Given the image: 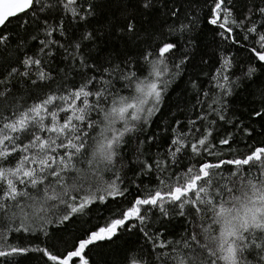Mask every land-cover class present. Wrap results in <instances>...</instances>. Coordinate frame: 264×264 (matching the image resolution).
Returning a JSON list of instances; mask_svg holds the SVG:
<instances>
[{
	"label": "snow or ice",
	"instance_id": "1",
	"mask_svg": "<svg viewBox=\"0 0 264 264\" xmlns=\"http://www.w3.org/2000/svg\"><path fill=\"white\" fill-rule=\"evenodd\" d=\"M245 120L264 121V0H0V264H93L125 233L116 264H264Z\"/></svg>",
	"mask_w": 264,
	"mask_h": 264
},
{
	"label": "trees",
	"instance_id": "2",
	"mask_svg": "<svg viewBox=\"0 0 264 264\" xmlns=\"http://www.w3.org/2000/svg\"><path fill=\"white\" fill-rule=\"evenodd\" d=\"M200 40L202 44L208 45V50H212V46L210 44V41L212 40V35L209 31L205 30L200 34ZM194 72H199V69L192 70ZM183 87V85H182ZM253 88H255V85H253ZM177 92L172 93L171 97L169 98L170 104H174L178 93ZM246 94L242 93L241 97H237V101H240ZM187 97V94H185ZM235 107L240 108V103H236ZM244 110V109H241ZM164 111H168V107L166 106L164 108ZM245 124H249L255 131L253 133V136L251 138H248L247 142L252 143L255 141L257 144H259L261 141H264V121H250L245 120ZM238 139L243 140L244 138L242 136H239ZM129 178H131V174H129ZM134 191V189H133ZM111 204V202H110ZM119 206V205H117ZM108 216V209H104V218ZM104 218L97 220V214L94 211L93 212V218L91 220V223L89 225H84V227H94L98 222L102 225L104 223ZM185 227L183 220H174L172 223L167 224V232L169 234H175L180 233L182 229ZM71 226H69V229ZM69 229H63L60 230L57 234L65 236L66 239L71 240V236H67L66 232L69 231ZM81 225L77 224L75 230H72V235H79L80 234ZM138 238V235L136 233L132 234H122L118 238H116L113 242H105L102 246L94 247L92 250L88 253L91 261L93 264H116V261L118 259V252L119 250L124 246L126 241L135 240ZM70 247V245L68 246ZM59 251L63 252L65 250V246L60 245L58 246ZM22 264H43V259L38 254H31L27 258L22 259Z\"/></svg>",
	"mask_w": 264,
	"mask_h": 264
}]
</instances>
